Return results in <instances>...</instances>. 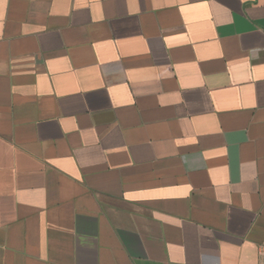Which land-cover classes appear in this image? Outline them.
<instances>
[{
  "label": "crops",
  "instance_id": "0c3cea01",
  "mask_svg": "<svg viewBox=\"0 0 264 264\" xmlns=\"http://www.w3.org/2000/svg\"><path fill=\"white\" fill-rule=\"evenodd\" d=\"M264 0H0V264H260Z\"/></svg>",
  "mask_w": 264,
  "mask_h": 264
},
{
  "label": "built area",
  "instance_id": "2783aa9c",
  "mask_svg": "<svg viewBox=\"0 0 264 264\" xmlns=\"http://www.w3.org/2000/svg\"><path fill=\"white\" fill-rule=\"evenodd\" d=\"M260 264H264V245L260 248Z\"/></svg>",
  "mask_w": 264,
  "mask_h": 264
}]
</instances>
